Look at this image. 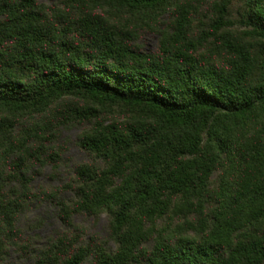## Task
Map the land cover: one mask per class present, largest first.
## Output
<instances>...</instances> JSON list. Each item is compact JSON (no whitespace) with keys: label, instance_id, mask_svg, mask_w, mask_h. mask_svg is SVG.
Here are the masks:
<instances>
[{"label":"trees","instance_id":"trees-1","mask_svg":"<svg viewBox=\"0 0 264 264\" xmlns=\"http://www.w3.org/2000/svg\"><path fill=\"white\" fill-rule=\"evenodd\" d=\"M0 264H264V0H0Z\"/></svg>","mask_w":264,"mask_h":264},{"label":"rangeland","instance_id":"rangeland-1","mask_svg":"<svg viewBox=\"0 0 264 264\" xmlns=\"http://www.w3.org/2000/svg\"><path fill=\"white\" fill-rule=\"evenodd\" d=\"M43 1H49V0H43ZM142 42L144 43L145 49H151V48L153 49L156 47L155 46L156 39L153 36H145L144 38H142ZM75 133H76L75 129H72L71 131L67 132L70 138H73ZM66 155L72 157L73 160L78 158L76 149L73 145H71ZM45 173H48V170H45ZM37 181H41L43 183H48V182L56 183L57 182V180L50 181L48 177H45L42 175L38 177ZM31 222L40 225V227L35 228L33 230V232L36 234L38 239H43L57 227V223H55V221L53 220L51 216V211L46 206H42V205L39 207H32L23 216L21 220V225L23 223L26 224V223H31ZM103 224H104V220H101L98 223L94 222V227H97L96 230L98 231L99 229L102 228Z\"/></svg>","mask_w":264,"mask_h":264}]
</instances>
